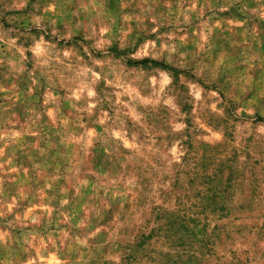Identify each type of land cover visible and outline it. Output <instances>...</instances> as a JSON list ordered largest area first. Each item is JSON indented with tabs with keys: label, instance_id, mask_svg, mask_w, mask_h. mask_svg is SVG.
<instances>
[{
	"label": "rangeland",
	"instance_id": "374dc122",
	"mask_svg": "<svg viewBox=\"0 0 264 264\" xmlns=\"http://www.w3.org/2000/svg\"><path fill=\"white\" fill-rule=\"evenodd\" d=\"M0 264H264V0H0Z\"/></svg>",
	"mask_w": 264,
	"mask_h": 264
}]
</instances>
